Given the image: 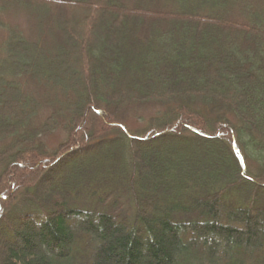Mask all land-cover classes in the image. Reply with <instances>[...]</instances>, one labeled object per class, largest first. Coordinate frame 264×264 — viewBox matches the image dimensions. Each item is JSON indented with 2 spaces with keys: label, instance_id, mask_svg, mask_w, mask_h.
<instances>
[{
  "label": "trees",
  "instance_id": "obj_1",
  "mask_svg": "<svg viewBox=\"0 0 264 264\" xmlns=\"http://www.w3.org/2000/svg\"><path fill=\"white\" fill-rule=\"evenodd\" d=\"M1 30L0 264H264V0H0Z\"/></svg>",
  "mask_w": 264,
  "mask_h": 264
},
{
  "label": "rangeland",
  "instance_id": "obj_2",
  "mask_svg": "<svg viewBox=\"0 0 264 264\" xmlns=\"http://www.w3.org/2000/svg\"><path fill=\"white\" fill-rule=\"evenodd\" d=\"M60 12H61V10L57 9V11H56L57 16L60 14ZM99 15H100V18L97 19L96 24H98V27L101 28V26H103L102 20H105L106 16L104 14H101L100 12H99ZM90 18H91V13L86 9L80 10L79 13H76L75 15L70 13V19L71 20L74 19V22L72 24V29H74V30L77 29V27L79 25L87 22L88 20H90ZM6 19H7V22L9 24L19 28L20 30L23 31L24 34H26L28 36H29L30 32L32 31V24H31L30 20L28 19L27 15L21 10H16L14 12L9 13L8 17ZM5 34H6L5 30L0 31V41L3 40V38L5 37ZM79 44H80V38L76 36L75 41L72 44V48L74 50L79 49ZM74 71H75V73H77L76 67L74 68ZM149 113H152V112L148 110L145 113V115L143 114V116L148 117ZM145 121H147V118L145 120L142 118V120H139V123L137 121H131L129 126L131 129L136 130V129L142 128L145 125ZM64 135L65 134L60 131L59 133H57L53 137L46 139L45 142L48 143L49 146L56 145V143H58L59 140L61 141L62 139L65 138Z\"/></svg>",
  "mask_w": 264,
  "mask_h": 264
}]
</instances>
